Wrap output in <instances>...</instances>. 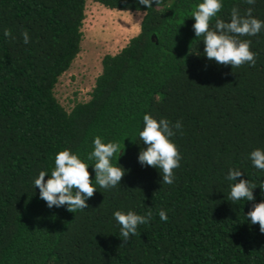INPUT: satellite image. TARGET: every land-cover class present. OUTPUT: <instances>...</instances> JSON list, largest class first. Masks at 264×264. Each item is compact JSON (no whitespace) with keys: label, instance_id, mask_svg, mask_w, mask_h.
<instances>
[{"label":"trees","instance_id":"trees-1","mask_svg":"<svg viewBox=\"0 0 264 264\" xmlns=\"http://www.w3.org/2000/svg\"><path fill=\"white\" fill-rule=\"evenodd\" d=\"M87 1L0 0V264H264V234L245 215L264 190L232 205L225 179L238 167L264 185V172L247 159L264 148V32L241 37L252 40L256 65L233 69L202 56L191 18L201 0H157L147 9L138 0H90L144 17L140 33L103 58L91 99L67 111L55 88L81 52ZM224 5L225 20L233 6L252 7ZM253 15L264 20V0ZM145 113L182 121L173 185L138 163ZM96 136L121 145V185L97 190L83 211L47 208L33 178L50 171L59 151H91ZM149 208L151 221L124 243L114 211Z\"/></svg>","mask_w":264,"mask_h":264},{"label":"clouds","instance_id":"clouds-1","mask_svg":"<svg viewBox=\"0 0 264 264\" xmlns=\"http://www.w3.org/2000/svg\"><path fill=\"white\" fill-rule=\"evenodd\" d=\"M157 0H138L141 6L151 8ZM249 7L241 12L239 6L231 8L229 19L220 18L224 0H201L191 14L195 23L192 25L195 38H201L204 45L202 56L220 66L233 69L247 64L254 67L257 53L251 50L252 40L241 37H255L264 32V20L253 15L257 0H244ZM214 21V23H213ZM5 37H12L10 29L3 32ZM24 44L30 43L27 31L22 33ZM200 56L199 54H197ZM182 121H171L166 117L154 118L150 113L143 115V128L139 131L142 147L138 153V163L142 167H153L162 177V185H173L176 181L175 169L181 166L182 155L174 142L177 133L182 134ZM141 145V144H140ZM123 153L116 141L105 142L101 136L94 137L92 149L83 156L66 148L55 154L54 165L49 170H41L33 178L32 184L39 190V198L47 208H64L71 213L83 211L89 207L88 201L99 189L112 190L121 185L126 175L125 169L116 162ZM252 167L264 172V148H255L247 155ZM92 168V172L89 168ZM94 173V179L92 175ZM242 168L230 167L225 179L230 182L227 200L232 205L240 201L255 202L257 187L264 190V185L257 186L250 179H243ZM45 177H48L46 180ZM261 196L264 197V191ZM160 219L167 222L169 216L165 210L158 213ZM250 227L259 225V232L264 234V199L254 203L246 214ZM153 218L151 209L145 214L135 210H116L113 219L119 225V236L127 243L137 234L141 225L148 224Z\"/></svg>","mask_w":264,"mask_h":264},{"label":"rangeland","instance_id":"rangeland-1","mask_svg":"<svg viewBox=\"0 0 264 264\" xmlns=\"http://www.w3.org/2000/svg\"><path fill=\"white\" fill-rule=\"evenodd\" d=\"M143 17L142 12L114 11L87 1L81 52L55 88L58 101L67 111L91 99L96 80L102 73L103 58L119 53L140 33ZM117 29H121L119 34Z\"/></svg>","mask_w":264,"mask_h":264},{"label":"bare ground","instance_id":"bare-ground-1","mask_svg":"<svg viewBox=\"0 0 264 264\" xmlns=\"http://www.w3.org/2000/svg\"><path fill=\"white\" fill-rule=\"evenodd\" d=\"M101 22V21H100ZM104 22V21H103ZM109 22V21H108ZM107 23V22H106ZM109 24V23H108ZM110 26V25H109ZM121 27V26H120ZM104 28V27H103ZM111 28V27H110ZM114 28V27H113ZM122 28H124V27H122ZM115 30V29H114ZM116 32L119 34L120 32H121V29H117L116 30ZM106 34H108L107 32H105ZM99 34V33H98ZM125 34V33H124ZM108 36V35H107ZM112 36V35H111ZM126 36H127V34H126ZM97 39V38H96ZM121 39H123L122 37H121ZM108 42V41H107Z\"/></svg>","mask_w":264,"mask_h":264}]
</instances>
